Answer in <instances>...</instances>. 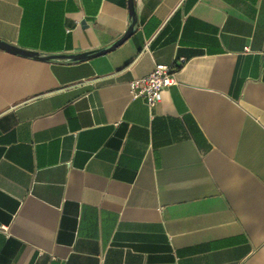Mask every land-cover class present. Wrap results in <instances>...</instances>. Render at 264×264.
Returning a JSON list of instances; mask_svg holds the SVG:
<instances>
[{
  "label": "crops",
  "instance_id": "crops-1",
  "mask_svg": "<svg viewBox=\"0 0 264 264\" xmlns=\"http://www.w3.org/2000/svg\"><path fill=\"white\" fill-rule=\"evenodd\" d=\"M134 6L99 56L0 49V264H264V0ZM128 22L127 0H0V39L28 50ZM178 59L155 106L131 97Z\"/></svg>",
  "mask_w": 264,
  "mask_h": 264
},
{
  "label": "water",
  "instance_id": "water-1",
  "mask_svg": "<svg viewBox=\"0 0 264 264\" xmlns=\"http://www.w3.org/2000/svg\"><path fill=\"white\" fill-rule=\"evenodd\" d=\"M127 8H128V18H129L127 29L118 39H116L115 41H113L112 43L106 46H102L99 48H95L83 52L47 53V52L24 49L0 39V49L13 54L28 57L31 59L42 60L47 62H78V61L86 60L91 57L99 56L113 50L114 48L122 44L135 31L137 21H136L134 0H127Z\"/></svg>",
  "mask_w": 264,
  "mask_h": 264
},
{
  "label": "built area",
  "instance_id": "built-area-1",
  "mask_svg": "<svg viewBox=\"0 0 264 264\" xmlns=\"http://www.w3.org/2000/svg\"><path fill=\"white\" fill-rule=\"evenodd\" d=\"M182 63L183 59H178L169 65L155 64L148 74L129 82L131 97L143 99L149 107L155 106L160 92L175 83L174 74Z\"/></svg>",
  "mask_w": 264,
  "mask_h": 264
}]
</instances>
